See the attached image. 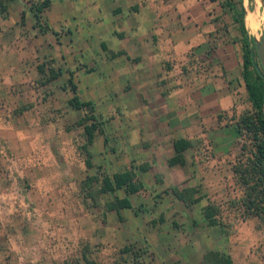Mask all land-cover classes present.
Listing matches in <instances>:
<instances>
[{
    "label": "rangeland",
    "instance_id": "rangeland-1",
    "mask_svg": "<svg viewBox=\"0 0 264 264\" xmlns=\"http://www.w3.org/2000/svg\"><path fill=\"white\" fill-rule=\"evenodd\" d=\"M33 1L9 0L0 10V117L11 121L18 115L17 124L31 120L24 130L33 136L32 149L36 150L38 139L49 135L54 158L42 161L38 147V154L18 161L22 150H14L5 138L0 140V264H201L202 254L210 249L228 254L233 264H264V214L244 216L238 202L233 203L242 187L232 167L244 152L234 121L248 106L242 105L239 114L225 113L223 120L233 123L234 130H207L197 151L184 152V165L169 166L163 159L162 166L142 175V188L129 195L131 207L121 208L118 216L108 204L124 191L102 192L99 179L120 166L114 152L117 141L126 126L137 121L135 115L142 113L111 110L110 102H117L119 95L91 93L89 83L102 84L105 69L103 62L95 65L90 59L103 60L105 53L99 51L100 35L88 29L87 4L75 8L71 0H50L36 23L29 10ZM194 1L201 7L209 0ZM213 1L210 7H220L222 0ZM236 7L239 11L237 3ZM242 7L243 21L246 14L255 20L247 33L260 38L261 1L242 0ZM56 8L63 11L62 18L56 16ZM230 18L227 12L221 21L230 34H238ZM184 26L189 23L177 16V27ZM72 59L78 60L74 66ZM172 64L176 72L186 69L178 57ZM38 66L43 74L37 76ZM68 68L74 72L80 98L94 103L93 113L103 132L94 134L107 137L106 148L94 150L90 167L81 148L85 133L75 124L83 110L70 109L71 90H61L58 84ZM50 70L60 77L48 83ZM172 136L166 138L164 151ZM223 138L229 143L218 148L217 140ZM157 172L160 182L154 179ZM92 175L96 181L87 180ZM174 184L195 186L199 199L184 206L169 192ZM209 201L219 206L220 225L211 226L203 217L202 208Z\"/></svg>",
    "mask_w": 264,
    "mask_h": 264
},
{
    "label": "crops",
    "instance_id": "crops-1",
    "mask_svg": "<svg viewBox=\"0 0 264 264\" xmlns=\"http://www.w3.org/2000/svg\"><path fill=\"white\" fill-rule=\"evenodd\" d=\"M64 1L66 0L59 3ZM71 2L75 8L87 4L84 9L88 29L100 35L99 51L103 49L105 53L103 60L95 56L90 59L95 65L103 62V70L105 69L102 84L94 81L89 83L91 93L104 96L119 95L117 102H110L111 110L131 112L133 115L142 113L141 117L136 114L137 119L134 120L137 121L126 126L125 132H121L117 141L118 150L114 151L118 154L120 166L114 172L130 165L135 170L138 165L148 163L146 170H135L136 176L143 184L142 175L146 176L156 165L162 166L163 159L167 164V159L172 155L173 139L207 137L209 129L220 130L225 127L234 130L233 123L230 125V121L223 120V115L238 112L242 105L249 107V103L240 75V34H230L228 29H225L221 19L227 12L231 17V12L223 9L221 2L220 7H210L213 0L207 1L201 7H197L195 4L199 2L194 0H179L178 3L176 0ZM56 9V16L62 18L63 11ZM177 16L181 22L189 23V27L178 28ZM230 19L235 23L232 17ZM235 25L238 31L237 24ZM176 57L185 65L186 69L182 73L176 72L172 64ZM193 58L198 61L188 63L187 60ZM77 63L76 59L70 62L72 66ZM39 73L36 67L35 74L38 76ZM65 74L67 75H64V79H60V75L56 74L46 81L49 80V83L59 78V88L71 90L70 79L80 98L74 72L68 68ZM71 93L73 94L72 90ZM18 112L23 114L24 110ZM1 118L0 140L5 138L7 143L14 146V150H22V159L16 160L27 159L26 155L33 153L38 154V147L43 156L42 161L54 158L51 154L54 151L52 137L49 135L38 139L36 150L32 149L30 140L33 136L24 130L27 124L30 127L31 120L24 121L23 125L15 123L14 119L20 118L18 115L12 119L10 117L11 121ZM47 124L48 122L45 123ZM232 132L234 134L235 131ZM101 134L95 133L87 144L90 163L94 150L101 149L102 146L106 148L103 140L107 141V137ZM169 136H172L170 145L167 146L168 150L164 151L163 145ZM224 143L226 145L229 141L218 139V148ZM104 153L112 154L108 150ZM83 154L86 158L84 151ZM226 155L228 151H225L224 156Z\"/></svg>",
    "mask_w": 264,
    "mask_h": 264
},
{
    "label": "trees",
    "instance_id": "trees-1",
    "mask_svg": "<svg viewBox=\"0 0 264 264\" xmlns=\"http://www.w3.org/2000/svg\"><path fill=\"white\" fill-rule=\"evenodd\" d=\"M9 0H0V10H5V3ZM50 0H36L30 3L29 10L35 17L36 23L40 20L41 12L48 6ZM236 3L240 10H237ZM221 7L231 12L232 20L237 24L240 34L241 45V79L246 92L249 107L235 119V131L240 136V148L243 158L237 157L236 164L232 167L238 183L242 187V194L237 201L239 209L244 216L264 214V79L258 66L257 56L254 50L253 36L247 33L243 21L242 0H222ZM120 54V53H118ZM38 71L43 74V69L38 66ZM56 76V72L49 71L48 79ZM69 84L73 92L67 103L74 109H82L83 116L75 121L76 125H81L86 136V141L82 144L85 152V165L91 166L87 150V144L91 141L94 131L102 132L101 121L94 115V105L89 100H81L75 86L69 79ZM220 116V115H219ZM201 139L199 137L184 138L179 137L172 140V155L167 159V164L172 166L184 165V152L188 149L198 150ZM139 171L148 168V163L137 166ZM87 180L96 181L97 176H88ZM99 190L113 193L115 189L121 188L124 195L112 196L109 208L116 211L120 216L121 208L131 207L129 195L138 192L143 184L136 176L133 166L125 167L111 175L103 174L100 177ZM155 180L160 182V174H155ZM169 192L186 207L199 199L196 195L197 188L192 185L177 184L168 187ZM220 213L219 206L213 202H207L202 208L203 217L211 226L220 225L217 214ZM126 248V247H125ZM127 250V249H125ZM67 264V263H60ZM201 264H233L231 257L217 250H207L202 254Z\"/></svg>",
    "mask_w": 264,
    "mask_h": 264
},
{
    "label": "water",
    "instance_id": "water-1",
    "mask_svg": "<svg viewBox=\"0 0 264 264\" xmlns=\"http://www.w3.org/2000/svg\"><path fill=\"white\" fill-rule=\"evenodd\" d=\"M263 8V15H264V0H260ZM254 39V50L257 56L258 60V66L261 71V75L264 79V26L262 28V31L260 33V38H255Z\"/></svg>",
    "mask_w": 264,
    "mask_h": 264
},
{
    "label": "bare ground",
    "instance_id": "bare-ground-1",
    "mask_svg": "<svg viewBox=\"0 0 264 264\" xmlns=\"http://www.w3.org/2000/svg\"><path fill=\"white\" fill-rule=\"evenodd\" d=\"M244 22H245V28L251 27L252 24H253V22H255L252 14H246V18H245V21Z\"/></svg>",
    "mask_w": 264,
    "mask_h": 264
}]
</instances>
